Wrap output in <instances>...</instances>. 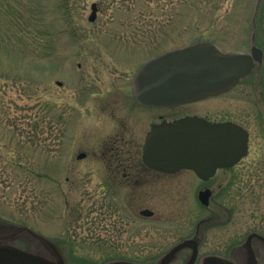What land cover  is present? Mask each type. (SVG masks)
<instances>
[{"label": "rangeland", "instance_id": "1", "mask_svg": "<svg viewBox=\"0 0 264 264\" xmlns=\"http://www.w3.org/2000/svg\"><path fill=\"white\" fill-rule=\"evenodd\" d=\"M252 33L262 64L227 93L150 112L127 98L150 58L198 42L248 54ZM148 112L248 131L208 206L189 172L102 183L113 144L135 176ZM0 239L66 264H166L174 248L167 264H264V0H0Z\"/></svg>", "mask_w": 264, "mask_h": 264}, {"label": "water", "instance_id": "2", "mask_svg": "<svg viewBox=\"0 0 264 264\" xmlns=\"http://www.w3.org/2000/svg\"><path fill=\"white\" fill-rule=\"evenodd\" d=\"M91 10L88 19L94 21L95 4ZM254 42L252 33L249 54L225 53L208 42L163 53L150 59L134 76V96L146 106L176 107L222 95L262 64V51ZM248 141V132L234 123L213 124L199 118H184L153 126L146 137L142 160L159 172L191 169L205 180L216 169L232 167L244 158ZM202 195L200 199L205 203ZM141 214L152 216L147 210ZM253 236L247 238L246 244ZM6 239H0V264H66L60 258L54 261L11 246ZM175 251L176 248L168 253L166 264ZM201 264L224 263L219 257L210 256Z\"/></svg>", "mask_w": 264, "mask_h": 264}, {"label": "flooded vegetation", "instance_id": "3", "mask_svg": "<svg viewBox=\"0 0 264 264\" xmlns=\"http://www.w3.org/2000/svg\"><path fill=\"white\" fill-rule=\"evenodd\" d=\"M146 62V61H145ZM141 68V67H140ZM138 68V70L140 69ZM137 70V71H138ZM136 71V72H137ZM135 75V74H134ZM129 93V91H128ZM132 103L134 102L136 104V106L142 111H152L153 109H156V110H161L163 111V109L165 110L167 107H153V106H146V105H143L141 103H139L137 101V99L135 98L134 96V91H133V78L131 80V95H129L127 97ZM188 105V104H186ZM184 105H181V106H178V107H182ZM160 111V112H161ZM146 115V116H143L142 119H141V122H149V127H148V131L145 132V135H144V141H143V144L141 146V160H140V165H138V168L136 169V174L135 176H131L130 174H128L127 172H124L121 167L125 168L122 164L124 163L123 161H121L117 155L118 153V148L115 146V144L113 145H110V147L108 149H105L104 152H102V166H100L101 168H104L105 171H106V174L102 177H100L103 181L102 183H105V184H108V183H111V184H119L120 183V179H124L126 183H129V184H137V183H148L150 182L151 180L150 177L147 176V174H155V176H157V178H161V177H167V176H171L173 174H167V173H163V172H159V171H156L154 169H151L149 168L148 166H146L144 163H143V160H142V152H143V149H144V145H145V141H146V137L147 135L150 133V131L152 130V127L154 125H160V124H163V123H169V122H173L175 120H180V119H184V118H200V119H203L205 121H208L210 123H224V122H228V121H224V122H214L212 119H210L208 116H202V115H199V114H190V113H184L183 112L181 113L180 116L178 117H173V119L169 120L168 116L164 115V114H161L160 112H158L159 114H157L155 116V118L158 119V122L155 123L154 120L152 121V117L153 116H150V114ZM83 157L85 158L86 155L83 154ZM130 162V161H129ZM131 163V162H130ZM137 165V163H133V166ZM230 168H222V169H217L215 174L208 177L207 179H201L193 170L191 169H181L179 170L178 172H189V174H191L193 176V178L196 179V182H198V184H204L202 186V188H200L198 191H197V200L199 201L200 204H202L203 206H208L209 205V199H210V195L212 194L211 192V188L209 185H206L208 184L216 175V173L218 171H226ZM101 172V171H100ZM177 172V173H178ZM143 173H147V174H144L142 175H138V174H143ZM202 193H204L202 195ZM205 197L203 199H205L204 201H206L205 203L202 202V200L200 199V197ZM142 211H140V215ZM201 223H203V221L201 222V220H199L196 225H195V233H194V236H197V234L199 233L200 229H201ZM202 230V229H201ZM229 254V252H227ZM226 253V254H227ZM227 254V255H228ZM217 257V256H215ZM222 262L224 264H227V263H233V262H229L227 259L225 258H222L220 256H218ZM202 263V261H201ZM200 263V264H201Z\"/></svg>", "mask_w": 264, "mask_h": 264}, {"label": "trees", "instance_id": "4", "mask_svg": "<svg viewBox=\"0 0 264 264\" xmlns=\"http://www.w3.org/2000/svg\"><path fill=\"white\" fill-rule=\"evenodd\" d=\"M65 7H67V5H65ZM63 9V8H62ZM65 9V8H64Z\"/></svg>", "mask_w": 264, "mask_h": 264}]
</instances>
